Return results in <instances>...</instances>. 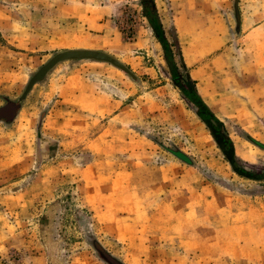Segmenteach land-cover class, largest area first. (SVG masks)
<instances>
[{
    "label": "rangeland",
    "instance_id": "374dc122",
    "mask_svg": "<svg viewBox=\"0 0 264 264\" xmlns=\"http://www.w3.org/2000/svg\"><path fill=\"white\" fill-rule=\"evenodd\" d=\"M156 4L186 69L140 0H0V109L21 105L0 116V264H264V181L233 171L174 82L188 72L240 161L263 170L264 0ZM68 49L136 77L64 61L21 103Z\"/></svg>",
    "mask_w": 264,
    "mask_h": 264
},
{
    "label": "trees",
    "instance_id": "16d2710c",
    "mask_svg": "<svg viewBox=\"0 0 264 264\" xmlns=\"http://www.w3.org/2000/svg\"><path fill=\"white\" fill-rule=\"evenodd\" d=\"M140 5L142 7L143 16L147 18L155 32L156 37L164 47L167 61H169V63L171 64V50L169 48L170 45L171 47H175V49L178 51V55L181 59L182 65L186 69L187 65L183 57L179 35L177 32L172 33V45H168V39L166 37V33H164V27L158 12L156 0H140ZM187 74V76L181 74L175 76L174 82L176 83L178 88L183 90L184 93L188 95V99L193 100L194 104L197 106V115L199 116L201 121L205 123L217 146L223 153L226 161L231 165L233 171L238 176L245 179L264 181V169L261 171H252L246 167L245 163L240 161L236 153L234 141L230 136L225 121L218 117L217 114L206 103L198 90L197 81L194 80L188 72ZM254 193L260 194L263 192L256 191ZM105 259L110 264H117L116 259H114L113 257L106 255Z\"/></svg>",
    "mask_w": 264,
    "mask_h": 264
},
{
    "label": "water",
    "instance_id": "95a60500",
    "mask_svg": "<svg viewBox=\"0 0 264 264\" xmlns=\"http://www.w3.org/2000/svg\"><path fill=\"white\" fill-rule=\"evenodd\" d=\"M85 59L111 63L114 66L124 70L132 77H136L126 65L104 51L94 49H68L56 53L45 65H43L39 69V71H37L32 76L23 96L19 99V101L22 103L33 86L38 82L44 81L48 73L53 70L58 64L64 61H79ZM20 106L21 105H16L15 103H10L0 109V116L6 118L7 120L14 119L18 114V109Z\"/></svg>",
    "mask_w": 264,
    "mask_h": 264
},
{
    "label": "crops",
    "instance_id": "0c3cea01",
    "mask_svg": "<svg viewBox=\"0 0 264 264\" xmlns=\"http://www.w3.org/2000/svg\"><path fill=\"white\" fill-rule=\"evenodd\" d=\"M248 36L250 35V34H247ZM207 103V102H206ZM209 106H211L209 103H207ZM217 107V106H216ZM213 108H215V106H213ZM214 112H215V110H214ZM217 116H218V114H217ZM219 117V116H218Z\"/></svg>",
    "mask_w": 264,
    "mask_h": 264
},
{
    "label": "bare ground",
    "instance_id": "6f19581e",
    "mask_svg": "<svg viewBox=\"0 0 264 264\" xmlns=\"http://www.w3.org/2000/svg\"><path fill=\"white\" fill-rule=\"evenodd\" d=\"M2 149V147H0V150ZM2 155H4V153H1Z\"/></svg>",
    "mask_w": 264,
    "mask_h": 264
},
{
    "label": "flooded vegetation",
    "instance_id": "af4514ba",
    "mask_svg": "<svg viewBox=\"0 0 264 264\" xmlns=\"http://www.w3.org/2000/svg\"><path fill=\"white\" fill-rule=\"evenodd\" d=\"M10 104V103H9ZM1 119H3V118H1Z\"/></svg>",
    "mask_w": 264,
    "mask_h": 264
}]
</instances>
